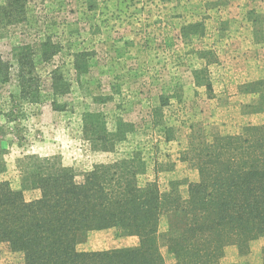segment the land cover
<instances>
[{
	"label": "rangeland",
	"instance_id": "obj_1",
	"mask_svg": "<svg viewBox=\"0 0 264 264\" xmlns=\"http://www.w3.org/2000/svg\"><path fill=\"white\" fill-rule=\"evenodd\" d=\"M21 17L22 22L0 30L4 60L10 61L13 47L38 44L44 36L58 43L60 51L44 65L41 105L17 109L6 121L8 95L17 90L13 82L0 84V181L14 190L25 185L31 157H55L73 167L80 180L94 164L132 151L140 152L144 162L136 176L138 185L157 181L163 190L173 179L196 180V172L179 161L190 138L199 141L203 131L235 134L245 125L264 123V90L241 89L264 81V0H28ZM193 22L199 24L198 33L185 30L189 35L182 36L181 26ZM82 49L95 54L90 72L77 84L72 54ZM200 50L214 54L206 71L207 85H196L192 74L204 62L193 54ZM57 66L71 87L56 99V106L49 96L48 72ZM89 93L99 95L102 102L91 103ZM161 98L169 101L161 108L173 137L169 142L160 132H145L148 107L157 106ZM94 110L104 114L109 127L116 119L134 124V134L113 153L92 152L81 137L82 114ZM153 158L165 167L175 165L173 171L171 167L156 173ZM181 192L185 196V187ZM38 196L37 190L23 191L26 201ZM171 227L163 218L160 234ZM137 245L135 235L108 228L86 233L76 249ZM227 248L220 264H229L224 260ZM160 252L166 264L173 263L165 248ZM21 262L20 253L0 244V264Z\"/></svg>",
	"mask_w": 264,
	"mask_h": 264
},
{
	"label": "trees",
	"instance_id": "obj_2",
	"mask_svg": "<svg viewBox=\"0 0 264 264\" xmlns=\"http://www.w3.org/2000/svg\"><path fill=\"white\" fill-rule=\"evenodd\" d=\"M27 1H3L0 30L22 22ZM198 27L197 22L183 24L181 35L197 34ZM59 51L60 45L44 36L38 44L13 47L10 61L0 53V84L13 82L17 90L8 95L6 121L15 117L17 109L43 103L44 65ZM94 54L85 49L73 52L77 80L90 72ZM193 54L204 61L198 70H192L195 83L207 85L206 71L214 54L211 50ZM63 71L57 66L48 72L52 105L57 106L56 99L70 91ZM241 89L261 92L264 81ZM87 97L91 103L102 102L99 95L89 93ZM165 105H169L168 99L161 98L157 106L148 107L145 132H160L163 141L169 142L173 137L161 114ZM81 121L79 132L92 152L113 153L135 132L134 124L124 119L107 126L99 110L85 111ZM140 155L132 151L94 164L80 180L73 167L63 166L55 157H31L22 188L14 190L7 181H0V244L20 253L21 264H166L161 247L173 259L172 264H220L224 248L232 246L244 256L250 244L264 236V123L245 125L235 134L203 131L199 141L190 138L188 147L179 152V161L196 172V180L173 179L163 190L157 181L138 185L136 176L144 163ZM153 163L156 173L171 167L173 171L175 166L165 167L154 158ZM24 189L37 190L39 196L26 201ZM163 218L172 227L160 234ZM108 228L135 235L137 247L76 249L86 233Z\"/></svg>",
	"mask_w": 264,
	"mask_h": 264
},
{
	"label": "crops",
	"instance_id": "obj_3",
	"mask_svg": "<svg viewBox=\"0 0 264 264\" xmlns=\"http://www.w3.org/2000/svg\"><path fill=\"white\" fill-rule=\"evenodd\" d=\"M263 247L264 237L253 241L250 244L249 253L244 256H239L236 248L230 246L225 250L227 255H225L224 260L229 259V264H264V253L262 252Z\"/></svg>",
	"mask_w": 264,
	"mask_h": 264
}]
</instances>
